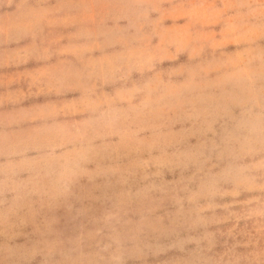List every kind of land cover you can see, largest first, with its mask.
Here are the masks:
<instances>
[{"label": "rangeland", "instance_id": "obj_1", "mask_svg": "<svg viewBox=\"0 0 264 264\" xmlns=\"http://www.w3.org/2000/svg\"><path fill=\"white\" fill-rule=\"evenodd\" d=\"M261 2L0 0V186L9 196L38 199L57 179L64 149L56 145L87 131L99 107L116 122L103 132L116 149V167L97 179L100 188L78 189L71 209L54 210L61 239L95 231L106 209L142 193L160 216L199 206L220 232L251 228L253 219L241 216L255 203L244 202L260 192L247 169L260 158L224 150L225 130L243 109L214 111L211 104L252 82L264 56ZM160 91L177 93L191 108L166 120L136 119ZM237 165L245 170L222 182ZM206 186L214 191L209 201L200 199ZM24 233L15 244L34 239L30 226Z\"/></svg>", "mask_w": 264, "mask_h": 264}, {"label": "clouds", "instance_id": "obj_2", "mask_svg": "<svg viewBox=\"0 0 264 264\" xmlns=\"http://www.w3.org/2000/svg\"><path fill=\"white\" fill-rule=\"evenodd\" d=\"M258 14L264 28V0L258 6ZM251 81L239 90L216 96L211 104L214 111L234 106L243 109L237 122L225 130L224 150L238 159L257 155L260 158L258 164L247 169L253 182L259 180L260 192L253 201L244 202L255 203L250 212L241 216L245 221L253 219L251 228L247 223L243 227L234 224L228 233L220 232L212 227L219 221L205 216V208L199 206L193 212L160 216L155 200L142 193L106 209L95 219V231L82 232L75 240L61 239L54 210L61 205L71 209L78 189L85 185L100 188L97 179L111 175L116 167V149L103 134L116 122L106 110L97 107L87 131L56 145L64 149L58 158V176L38 199L20 194L9 196L6 185L0 186V264H264V56ZM190 108L191 104L177 93L160 91L151 110L137 114L136 119L166 120ZM243 170L245 166L237 165L221 181L226 183ZM257 170L258 177L253 175ZM103 187L110 188V184ZM213 195V187L206 186L200 199L209 201ZM107 196L106 191L102 193V198ZM82 214L83 210H78L77 216ZM29 226L34 239L15 244ZM222 237L224 250L217 253L215 249Z\"/></svg>", "mask_w": 264, "mask_h": 264}]
</instances>
